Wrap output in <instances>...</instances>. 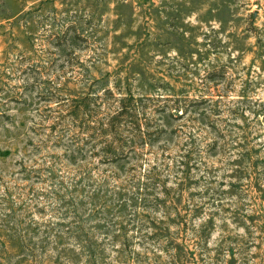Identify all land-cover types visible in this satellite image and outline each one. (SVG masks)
<instances>
[{
    "label": "rangeland",
    "instance_id": "rangeland-1",
    "mask_svg": "<svg viewBox=\"0 0 264 264\" xmlns=\"http://www.w3.org/2000/svg\"><path fill=\"white\" fill-rule=\"evenodd\" d=\"M0 264H264V0H0Z\"/></svg>",
    "mask_w": 264,
    "mask_h": 264
}]
</instances>
